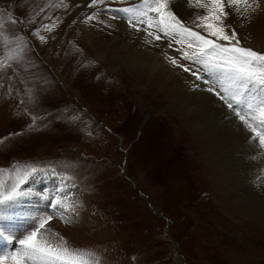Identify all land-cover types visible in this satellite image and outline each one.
Masks as SVG:
<instances>
[{"label":"rangeland","instance_id":"rangeland-1","mask_svg":"<svg viewBox=\"0 0 264 264\" xmlns=\"http://www.w3.org/2000/svg\"><path fill=\"white\" fill-rule=\"evenodd\" d=\"M90 2L0 0V140L6 141L0 168L16 164L21 175L24 165L37 169L24 177L20 198L0 206V251L11 249L0 255L18 251L19 240L52 216L46 228L95 253L102 264H264V150L251 145L239 118L207 91L216 83L212 75L182 59L177 49L184 45L168 47L171 38L163 33L157 43L142 37L145 44L137 41L136 47L165 61L162 75L178 79L176 95L205 100L199 107L188 102V110L204 113L211 123L203 132L217 144L206 149L202 132L192 130L193 113L192 121L167 88L175 84H156L159 72L129 67L114 27L115 18L130 25L128 14L119 11L125 4ZM170 5L185 26L208 36L197 27L205 9L188 0ZM250 19L234 13L227 23L243 46L264 52V25ZM136 27L144 31L146 25ZM246 95L254 106L264 100L255 85L247 86ZM212 108L223 111L222 122ZM234 127L245 133L236 138ZM227 134L235 142L222 141ZM3 179L7 187L17 176ZM36 196L65 198L73 210L56 201L51 205L57 210L47 211L44 203L27 207ZM8 235L15 240H5Z\"/></svg>","mask_w":264,"mask_h":264},{"label":"snow or ice","instance_id":"snow-or-ice-1","mask_svg":"<svg viewBox=\"0 0 264 264\" xmlns=\"http://www.w3.org/2000/svg\"><path fill=\"white\" fill-rule=\"evenodd\" d=\"M104 2L105 0H91L88 6L102 5ZM188 3L206 10V14L197 17L200 21L197 27L203 28L208 36L185 26L175 12L170 10L171 0H142L138 5L121 8L119 11L130 14L127 18L131 26L135 27L136 23L145 24L144 31L155 40H161V35L158 33H163L165 38L170 37L168 47H171L172 43L184 45L185 47L177 49L182 59L201 65L206 73L212 75L216 83L207 91L214 94L239 118L242 127L251 133V145L264 150V100L254 106L245 96L248 85L258 86L264 92V52L243 46L237 31L227 23L228 17L234 13L250 19L251 14L260 9L264 0H188ZM151 13L156 15L153 16ZM93 18L88 17L89 20ZM17 22L16 19L11 20L13 24ZM0 28H3L2 19H0ZM149 29L153 30L149 31ZM39 38L41 41L45 39L43 36ZM217 41H226L228 44ZM169 60L172 65L182 68L184 72H191L196 80L209 82L190 67L178 64L175 58L169 57ZM5 143L6 141L0 140V146ZM260 155L264 156V151ZM21 171V167L16 164H13L11 169L0 168V206L19 199L22 195L20 185L25 182L24 177L34 174L37 169L24 165L22 175ZM5 174L17 176L14 183L7 187L3 179ZM56 205L66 211L73 210V205L66 203L65 198L57 200ZM51 219L52 216L41 219L36 230L20 239L21 247L18 251L0 255V264H29V262L31 264H102L95 253L72 247L62 236L46 228ZM5 239L9 242L14 240L11 236Z\"/></svg>","mask_w":264,"mask_h":264},{"label":"bare ground","instance_id":"bare-ground-1","mask_svg":"<svg viewBox=\"0 0 264 264\" xmlns=\"http://www.w3.org/2000/svg\"><path fill=\"white\" fill-rule=\"evenodd\" d=\"M81 2H85V1H88V0H80ZM122 1V6H123V3L125 4V7H131V6H134V5H138V4H140V3H142V1L140 2V0H132V1H130V0H121ZM140 2V3H139ZM124 6H123V8H125ZM170 7H171V5H170ZM120 9L122 8V7H119ZM174 8V7H173ZM114 9V8H113ZM94 10V9H93ZM175 11V10H174ZM124 13V12H123ZM176 14V13H175ZM118 17H121L120 16V14H116ZM122 15H124V14H122ZM129 15V14H128ZM81 18V17H80ZM253 21H254V23L256 22V24H258V27H263V25H264V3H261V5H260V9L256 12V13H254V14H251V17H250ZM250 19V21H252ZM113 22V21H112ZM197 24V23H196ZM139 25V23H137V25L136 26H138ZM140 25H142V24H140ZM133 27V26H131V25H126L123 21L121 22L120 20H118L117 18H115L114 19V27L118 30V31H120V33H121V35H122V40L124 41V48H125V50L128 52V54H129V64H130V68L132 67L133 69H134V66H136V68H137V70L138 69H148V72H152V74H156V73H160V75H158V78H157V80H159L160 82H155L156 84H161V85H166L165 83L166 82H168V83H170L171 82V84L173 83V84H175L174 85V87L173 86H168L167 88H170L171 90H172V93H173V97L174 98H176L174 101H176L177 103H178V105L181 107V109H182V111L184 112V114H187V118H189L190 120H192L193 121V119H192V114L191 113H193V115H194V117L193 118H195V120L196 121H193L192 122V130H199V132L201 133L202 132V135L205 137V138H203L204 140H205V142H206V140H207V142L210 144V145H208V146H206V149H207V147H209V149H210V147H211V145H213L212 143L213 142H216L214 139H210L203 131L207 128V124H209V123H207V122H205L204 120H203V118H204V113L203 114H200L201 116H199L198 115V113H196L195 111H193V110H188L189 109V107H188V102L190 103V101L191 102H193V103H191V105L192 104H194V105H196V107H199V104L202 102L203 103V101H205L204 99H202V98H200V97H198L197 96V100L195 101V99H193V98H187L186 97V94L185 93H183V92H181V93H179L178 94V96L176 95V93H177V91L178 92H180V87L178 86V79H176L175 77H173L172 76V73L170 72V73H168V75L167 76H164L163 77V69L160 67V66H164V60H163V63L162 62H160V59H159V57H157L158 55L156 54V53H153V51L151 52V51H149V52H146V55L145 54H143V53H141L140 52V48L139 47H136V44H137V41H142L141 39H142V37L144 38L143 40L145 41V40H147V38H151V40H152V42L153 43H157V41H155V39L152 37V36H149L146 32H144V31H141V30H137V29H139L138 27ZM85 31V30H84ZM117 39H118V37H117ZM150 42V41H149ZM119 43V42H118ZM141 43H144L145 44V42H141ZM259 44L260 45H262V41L261 42H259ZM139 45H141V44H139ZM153 45H155V44H153ZM93 47V46H92ZM105 47V46H104ZM151 47H153V46H151ZM156 47V46H155ZM162 49V44L161 43H158V47H157V49ZM158 49V50H159ZM142 50V49H141ZM100 53V52H99ZM99 53H97V55L99 54ZM117 53H119V51L118 50H113V52H111V54L112 55H115V57H119V54H117ZM127 54V55H128ZM105 56V55H104ZM161 58V57H160ZM109 61H110V59H109ZM121 61V60H120ZM127 67V66H126ZM121 68V67H120ZM131 68V69H132ZM156 70V71H155ZM142 71V70H141ZM129 72V71H128ZM139 72V71H138ZM147 72V71H146ZM157 75V74H156ZM150 76H152V75H150ZM174 79V80H173ZM154 81H155V79H153ZM165 82V83H164ZM167 85H169V84H167ZM202 90H205V89H202ZM166 91V90H165ZM200 91H201V89H200ZM175 93V94H174ZM170 94V93H169ZM167 96H169V95H167ZM248 95H246V97H247ZM177 100H180V102H178ZM210 103H212V100H211V102ZM198 104V105H197ZM213 104H215V103H213ZM204 107V106H203ZM216 107V106H215ZM202 108V107H201ZM221 108V107H220ZM186 111V112H185ZM212 111L214 112V114L213 115H215V114H217V116L219 117V120L221 119V122H222V116H223V111H219L218 110V108H216V110L214 109V108H212ZM209 112V111H208ZM191 114V115H190ZM210 117V116H209ZM211 119V118H210ZM209 119V121H211ZM225 119V118H224ZM206 121H207V119H206ZM207 123V124H206ZM226 123V122H225ZM211 124V123H210ZM209 124V125H210ZM214 127L215 126H213L212 127V129H214ZM223 127V126H222ZM222 127L220 128V129H222ZM210 128V127H209ZM217 128V127H216ZM224 128V127H223ZM235 128V127H234ZM236 129V128H235ZM223 130V129H222ZM216 131H217V129H216ZM215 131V132H216ZM226 131V130H225ZM224 131V132H225ZM235 131V133H236V138L238 137V134H244L245 132L244 131H242V129H240V128H237L236 130H234ZM207 132V131H206ZM212 132V131H211ZM242 132H244V133H242ZM200 133H198V134H200ZM212 135H214V133L212 134ZM223 136V137H222ZM219 137V136H218ZM230 137H232L231 135L229 136L228 134L227 135H221V140L222 141H230ZM220 138H219V140H220ZM235 138V137H234ZM217 139V138H216ZM232 140L235 142V140L233 139V137H232ZM201 141H202V139H201ZM221 141V142H222ZM232 141V142H233ZM220 142V143H221ZM207 144V143H206ZM216 144H217V142H216ZM223 145V144H222ZM205 146V145H204ZM214 146V145H213ZM218 146V145H217ZM212 148V147H211ZM217 150H218V148H217ZM214 151V150H213ZM215 154V153H214ZM226 156V155H225ZM215 158V157H214ZM215 160V159H214ZM229 160V159H228ZM229 162V161H228ZM222 170V169H221ZM215 173V172H214ZM234 180V179H233ZM33 199H35V201H32V200H30L29 201V203H32L31 205H27V207H30V208H34V209H36V208H43L44 207V204L46 205V210L47 211H49V209L51 208V209H53V210H57V207H56V205L54 204V205H51V203L52 202H54L55 203V201H56V199L55 198H53V197H50V198H43V197H39V196H36V197H34ZM44 203V204H43ZM255 203V202H254ZM262 206V205H261ZM50 209V210H51ZM16 211H18V208H17V210ZM261 218V217H260ZM14 225H17V224H14ZM12 236H15L14 235V232L12 233ZM6 237H9V235L8 236H6ZM5 238V237H4ZM5 240H7V239H5ZM14 240H15V238H14ZM8 241V240H7ZM1 245V244H0ZM11 246V245H10ZM6 247V246H5ZM14 249H17V247H14ZM20 249V248H19Z\"/></svg>","mask_w":264,"mask_h":264}]
</instances>
